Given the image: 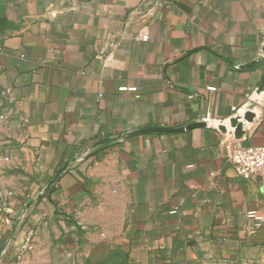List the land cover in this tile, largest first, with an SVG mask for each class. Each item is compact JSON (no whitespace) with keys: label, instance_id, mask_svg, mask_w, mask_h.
Instances as JSON below:
<instances>
[{"label":"crops","instance_id":"crops-1","mask_svg":"<svg viewBox=\"0 0 264 264\" xmlns=\"http://www.w3.org/2000/svg\"><path fill=\"white\" fill-rule=\"evenodd\" d=\"M241 146H264V0H0V198L27 207L0 264L32 230L44 264L53 241L131 264L257 253Z\"/></svg>","mask_w":264,"mask_h":264},{"label":"rangeland","instance_id":"rangeland-1","mask_svg":"<svg viewBox=\"0 0 264 264\" xmlns=\"http://www.w3.org/2000/svg\"><path fill=\"white\" fill-rule=\"evenodd\" d=\"M3 162L4 164L7 163L5 159ZM9 196H11V193L8 191L5 199L0 198V225H9L13 228L15 226L14 229H16V227L21 228L27 211L26 203L23 204L24 207L15 211V207L11 209L8 205ZM35 232L36 231L32 230L25 234L18 247L17 253H15L14 257H11L6 264H44L48 257L43 254V247L38 246L34 248L37 235V232ZM57 247L56 241H53L51 245L52 264H85L90 262L94 264H131L124 254L118 250H113L96 260L90 259L89 257H82L81 260L80 256H70L60 253ZM170 264H264V248L257 253L244 255L242 257L238 256L236 258H226L214 251H204L192 258Z\"/></svg>","mask_w":264,"mask_h":264},{"label":"built area","instance_id":"built-area-1","mask_svg":"<svg viewBox=\"0 0 264 264\" xmlns=\"http://www.w3.org/2000/svg\"><path fill=\"white\" fill-rule=\"evenodd\" d=\"M142 41H147V36L141 37ZM207 91L214 92V87H207ZM125 138V136H121ZM235 173L243 179L259 177L261 179V192L264 194V146H241L236 148L231 157ZM249 217L254 218L260 223L262 218L255 217L253 212L249 213Z\"/></svg>","mask_w":264,"mask_h":264},{"label":"water","instance_id":"water-1","mask_svg":"<svg viewBox=\"0 0 264 264\" xmlns=\"http://www.w3.org/2000/svg\"><path fill=\"white\" fill-rule=\"evenodd\" d=\"M251 117V115H247L246 118L249 119ZM232 125L233 127L235 128L236 130V135H239L241 132H240V129H241V125L236 121L234 120L232 122ZM177 129H167V130H161L162 132H166V133H174L176 132ZM180 130H184V129H180Z\"/></svg>","mask_w":264,"mask_h":264}]
</instances>
